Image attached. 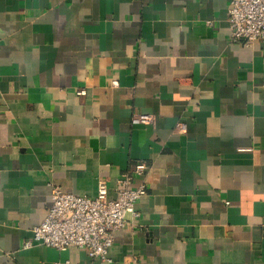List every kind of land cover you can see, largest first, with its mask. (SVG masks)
Masks as SVG:
<instances>
[{
	"label": "crops",
	"instance_id": "1",
	"mask_svg": "<svg viewBox=\"0 0 264 264\" xmlns=\"http://www.w3.org/2000/svg\"><path fill=\"white\" fill-rule=\"evenodd\" d=\"M229 4L0 0V264H108L23 243L50 184L113 198L141 161L116 264H264V40L230 41Z\"/></svg>",
	"mask_w": 264,
	"mask_h": 264
},
{
	"label": "built area",
	"instance_id": "2",
	"mask_svg": "<svg viewBox=\"0 0 264 264\" xmlns=\"http://www.w3.org/2000/svg\"><path fill=\"white\" fill-rule=\"evenodd\" d=\"M230 41L252 43L264 40V0H230L228 7ZM116 82V81H114ZM84 94L85 89L76 90ZM150 113H135L131 116L134 125L152 121ZM179 130H186L187 123L179 121ZM147 165L137 162L130 171L123 172L114 186L115 197L109 198V186L104 178L97 182L94 197L63 190L50 184L52 203L44 219L33 227V236L24 247L35 243L57 249L71 246L84 249L90 258H98L108 264H116L109 256L114 243V233L128 224L127 215L139 216L138 200L146 193L144 181L133 185V173H144ZM57 264H68V261ZM127 264V263H125Z\"/></svg>",
	"mask_w": 264,
	"mask_h": 264
}]
</instances>
